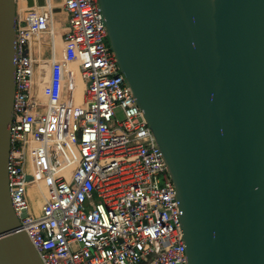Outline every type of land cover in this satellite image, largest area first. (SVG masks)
<instances>
[{
    "label": "water",
    "instance_id": "1",
    "mask_svg": "<svg viewBox=\"0 0 264 264\" xmlns=\"http://www.w3.org/2000/svg\"><path fill=\"white\" fill-rule=\"evenodd\" d=\"M99 3L175 184L187 264H264V0ZM15 55L16 0H0V264H44L10 196Z\"/></svg>",
    "mask_w": 264,
    "mask_h": 264
},
{
    "label": "built area",
    "instance_id": "2",
    "mask_svg": "<svg viewBox=\"0 0 264 264\" xmlns=\"http://www.w3.org/2000/svg\"><path fill=\"white\" fill-rule=\"evenodd\" d=\"M15 63L10 196L43 263L187 264L176 187L99 0H16Z\"/></svg>",
    "mask_w": 264,
    "mask_h": 264
},
{
    "label": "rangeland",
    "instance_id": "3",
    "mask_svg": "<svg viewBox=\"0 0 264 264\" xmlns=\"http://www.w3.org/2000/svg\"><path fill=\"white\" fill-rule=\"evenodd\" d=\"M55 2H61V0H54ZM57 4V3H56ZM56 9H57V11H59V6H58V4H57V6L55 7ZM60 10H63L62 8L60 9ZM55 22L57 23V26L59 27V30H60V33H62L63 32V30L62 29H60V27H62V26H64L65 25V22H64V14H62V13H60V12H57L56 14H55ZM58 43H59V45L61 44V41L60 40H58ZM117 118H119V119H123L124 118V114H123V112H122V110L121 109H118V111H117Z\"/></svg>",
    "mask_w": 264,
    "mask_h": 264
},
{
    "label": "crops",
    "instance_id": "4",
    "mask_svg": "<svg viewBox=\"0 0 264 264\" xmlns=\"http://www.w3.org/2000/svg\"><path fill=\"white\" fill-rule=\"evenodd\" d=\"M57 12H60V13H62V14H64V22H65V25L64 26H62V27H60L61 29H63V28H65V26H66V17H67V14H66V11L63 9V10H59V11H57Z\"/></svg>",
    "mask_w": 264,
    "mask_h": 264
},
{
    "label": "bare ground",
    "instance_id": "5",
    "mask_svg": "<svg viewBox=\"0 0 264 264\" xmlns=\"http://www.w3.org/2000/svg\"><path fill=\"white\" fill-rule=\"evenodd\" d=\"M57 6V4L55 3V5H54V7H56ZM57 31V39H59V36H60V30H59V27L56 29Z\"/></svg>",
    "mask_w": 264,
    "mask_h": 264
}]
</instances>
